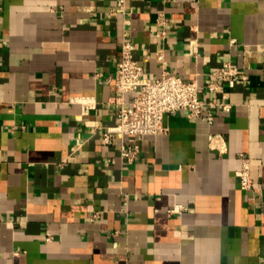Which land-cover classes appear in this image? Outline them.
I'll return each instance as SVG.
<instances>
[{"label": "crops", "instance_id": "obj_1", "mask_svg": "<svg viewBox=\"0 0 264 264\" xmlns=\"http://www.w3.org/2000/svg\"><path fill=\"white\" fill-rule=\"evenodd\" d=\"M123 41L200 115L106 143ZM0 264H264V0H0Z\"/></svg>", "mask_w": 264, "mask_h": 264}, {"label": "built area", "instance_id": "obj_2", "mask_svg": "<svg viewBox=\"0 0 264 264\" xmlns=\"http://www.w3.org/2000/svg\"><path fill=\"white\" fill-rule=\"evenodd\" d=\"M126 1L117 0L118 8L123 9ZM157 19L162 20L161 15ZM131 50L132 45L123 41L112 78L114 94L110 98V102L117 106V111L115 123L107 127L102 134L106 143L115 138L122 139L124 136L162 133L166 130L163 125L164 115L173 114L178 109L190 111L196 116H199L201 112L199 89L195 82H186L167 71L159 77L150 78L144 75L142 66L132 57ZM214 75L226 81L244 78V75L236 72L229 61L222 62ZM214 86L209 84L208 90H212ZM128 92L133 96L131 100L125 101L124 94ZM223 109L228 111L229 105L224 104ZM121 154L130 160L135 152L123 150ZM239 157L241 165L236 174L239 177L240 186L245 190L250 189L252 180L249 174V159L245 154H239ZM178 208L182 207L178 206Z\"/></svg>", "mask_w": 264, "mask_h": 264}]
</instances>
